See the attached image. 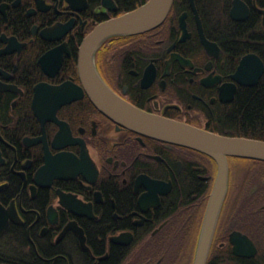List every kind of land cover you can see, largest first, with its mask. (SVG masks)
Segmentation results:
<instances>
[{
	"label": "flooded vegetation",
	"instance_id": "af4514ba",
	"mask_svg": "<svg viewBox=\"0 0 264 264\" xmlns=\"http://www.w3.org/2000/svg\"><path fill=\"white\" fill-rule=\"evenodd\" d=\"M146 1L0 0V264L194 263L216 160L114 121L79 71L87 34ZM182 1L157 27L103 41L93 70L140 109L245 136L221 117L258 85L263 74L233 77L258 53L224 46L219 0ZM243 1L247 17L231 18V0L228 18L253 8L264 28V7ZM227 161L205 264H264V161Z\"/></svg>",
	"mask_w": 264,
	"mask_h": 264
},
{
	"label": "water",
	"instance_id": "95a60500",
	"mask_svg": "<svg viewBox=\"0 0 264 264\" xmlns=\"http://www.w3.org/2000/svg\"><path fill=\"white\" fill-rule=\"evenodd\" d=\"M173 0H147L141 6L117 17L108 19L87 34L82 41L78 63L80 74L95 106L114 121L144 135L200 151L218 165L216 183L211 192L205 214L203 230L199 236L193 264H205L209 243L226 191L228 180V156L246 157L264 161V140L245 136H228L209 131L182 121L167 118L140 109L120 98L93 70V56L106 39L146 32L160 25L166 18ZM190 4L196 12L194 0ZM249 12L243 0H232L230 16L243 20ZM264 25V9H261ZM184 14L180 17L182 18ZM209 43V42H206ZM264 72V63L255 53L241 57L233 77L241 84H257ZM2 208L0 207V213ZM5 225L0 227V233Z\"/></svg>",
	"mask_w": 264,
	"mask_h": 264
},
{
	"label": "trees",
	"instance_id": "16d2710c",
	"mask_svg": "<svg viewBox=\"0 0 264 264\" xmlns=\"http://www.w3.org/2000/svg\"><path fill=\"white\" fill-rule=\"evenodd\" d=\"M223 10L224 26L226 34L222 37L224 46L235 49L237 52L247 50L254 51L264 62V28L260 22V13L253 8L249 17L244 22L235 23L228 18L227 12L231 5V0H219ZM184 3L182 0H175V4ZM202 3H205L202 1ZM216 3V1H213ZM260 7H264V0H256ZM226 16V17H225ZM261 38V39H260ZM221 123L228 125L240 135L255 137L264 140V73L258 85L240 91L232 105L231 112L221 117Z\"/></svg>",
	"mask_w": 264,
	"mask_h": 264
},
{
	"label": "bare ground",
	"instance_id": "6f19581e",
	"mask_svg": "<svg viewBox=\"0 0 264 264\" xmlns=\"http://www.w3.org/2000/svg\"><path fill=\"white\" fill-rule=\"evenodd\" d=\"M261 38L264 39L263 37H261ZM261 38H260V39H261Z\"/></svg>",
	"mask_w": 264,
	"mask_h": 264
}]
</instances>
